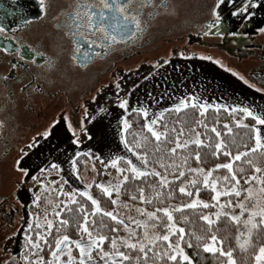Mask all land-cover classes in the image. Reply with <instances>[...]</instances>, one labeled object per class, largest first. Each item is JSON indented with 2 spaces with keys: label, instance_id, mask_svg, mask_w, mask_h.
<instances>
[{
  "label": "rangeland",
  "instance_id": "374dc122",
  "mask_svg": "<svg viewBox=\"0 0 264 264\" xmlns=\"http://www.w3.org/2000/svg\"><path fill=\"white\" fill-rule=\"evenodd\" d=\"M229 3L232 6V24L254 33L251 39L254 48L248 50L242 46L241 50L234 45L232 53L227 48L217 46L216 42L219 43L221 39L199 41L163 35L143 44L139 54L120 60L111 71L96 77L91 98H81L78 126L72 127L64 102L50 109L39 102L41 118L36 121L32 135L23 139L21 147L12 152L9 161L0 170V264H28L30 261L32 264H50L54 257L51 255L47 258L42 252L47 221L53 224L61 208L78 194L84 196L83 192L87 191L96 199L91 190L93 185H103L111 190L114 207L108 211L117 216V221L123 220L127 230L132 232L138 224L153 223L154 218L148 215L149 211L121 195V160L127 164L131 160L145 174L157 173L155 168L144 163L126 140L125 121L128 126L131 124L128 113L140 112L145 125L155 121L152 128L157 132V119L164 112L174 109L173 106L182 99L191 101L192 97L196 98L197 105H223L221 108L229 110L248 107L257 115L264 116V107L259 101L249 98L253 89H258L260 93L256 94L264 97V0H231ZM245 6L247 11H244ZM122 100L127 101V107L120 106ZM140 109L146 110L147 116ZM55 124L58 125L56 142L50 141L52 145L48 142L42 145L41 142L38 150L25 149L26 144L32 141L34 144L39 134L43 135L39 136V140L49 136ZM256 126L260 128L264 142V125ZM45 132L49 134L44 135ZM117 157L120 159L117 160ZM113 160H117V163H111ZM77 161H81V169H78ZM259 169L261 171H256L244 185L240 182L235 185L239 196L232 191L233 187H219L215 180L208 177V186L214 192L213 198L219 204V210L230 216H240L236 235L240 236V240L236 238L235 243L239 247L246 239L248 226L244 221L251 211L264 207V167ZM207 173L204 171V175ZM163 179L167 180L164 176ZM213 182L215 187L211 186ZM117 187L118 192L115 190ZM217 192L222 195L215 199ZM197 200L206 203L201 198ZM191 203L172 204L165 209L173 215L176 210L186 208L184 205ZM241 203L245 210L240 208ZM254 219L259 222L261 217ZM172 224H175L173 217ZM33 227L39 228L35 240L31 238ZM154 229L145 230L147 240H143L142 244L164 235H169L167 241L172 248L180 244L171 228L163 234ZM257 229L253 230L251 243L247 246L252 245ZM75 241L89 243L87 233L77 240L70 238L68 242H62L59 250L54 249L59 264H67L69 249L74 257L72 264H79L80 251ZM95 250L93 248L92 258L87 264H104V260L108 264H113V260L120 264L123 261L122 257L98 256ZM223 264H227V261ZM254 264H257L256 260Z\"/></svg>",
  "mask_w": 264,
  "mask_h": 264
},
{
  "label": "trees",
  "instance_id": "16d2710c",
  "mask_svg": "<svg viewBox=\"0 0 264 264\" xmlns=\"http://www.w3.org/2000/svg\"><path fill=\"white\" fill-rule=\"evenodd\" d=\"M239 109L241 108L232 112L226 108L207 107L202 112L198 106L193 107L190 103L188 108L181 109L179 112L175 109L168 110L156 121L158 132L165 133L159 141L146 127L140 112L128 113L127 118L131 121L125 132L128 144L135 152L146 154L147 163L160 175L147 173L137 177L128 171L130 166L121 160L120 166L124 169L121 173L123 177L125 175L129 177L128 180L122 181L121 195L132 203L140 204L144 210L155 213L152 216L153 223L138 224L131 232L124 224L104 215V212H94L93 204L86 197L78 194L61 208L52 227L47 229L42 248L43 255L50 258L56 248V240L65 235L73 240L79 239L84 233V215L87 213V226L93 236L108 237L101 242L104 252L122 251L131 258L123 260L122 264H189L179 256L176 261L169 260L164 253L171 254L173 248L163 239H153L155 243H150L152 241L150 240L143 244L144 251L140 250L139 245L143 240H147L145 235L147 229L155 228L154 230H158V233H168L171 220L163 209L172 204L187 203L201 198L206 201L208 207L198 203L195 208L178 209L172 215L176 228L184 229L183 239L180 238L181 234L178 231H175L174 237H177L176 241L180 242L181 248L191 258L193 264H223L227 261V257L219 252L212 253L204 250L203 245L211 243L212 235L217 237L218 247H222L224 251L232 250L236 264H254L259 247L264 246V225L256 230L252 245L243 249L237 246L235 243L239 222L233 221L232 216L219 210V204L213 198L212 188L203 182L204 171H211L210 177L219 187L232 188L237 181L244 185L257 168L264 167V149L249 151L255 146L256 133L253 126L256 127V121L253 117L245 116ZM237 121L240 123L238 124ZM196 139L203 143L198 145L189 142ZM221 140L224 142V147L218 150L215 145ZM178 144L186 146L178 147ZM173 148L175 152L171 151ZM239 152H244L246 155L239 160H234L233 157ZM197 153H199V159H197ZM77 163L78 169H81V161ZM227 163H232L231 171L216 167L218 164ZM197 168L203 169V173L192 171ZM180 172L184 175L180 176ZM163 176L167 180L163 179ZM224 177L228 179L225 180ZM192 181L195 183H191ZM181 187H184L186 192H180ZM91 190L104 210L113 209L111 197L99 186L93 185ZM218 212L221 213L219 218L216 216ZM204 216H209L214 223L209 224L202 219ZM61 221H67V224H62ZM38 231V227H33L31 230L33 240L36 239ZM197 237L202 239L198 240ZM113 238L117 240L116 249L112 248ZM128 243H135L137 247L129 248L126 246ZM95 254L103 255L99 249L95 250ZM30 262L28 264H32Z\"/></svg>",
  "mask_w": 264,
  "mask_h": 264
},
{
  "label": "flooded vegetation",
  "instance_id": "af4514ba",
  "mask_svg": "<svg viewBox=\"0 0 264 264\" xmlns=\"http://www.w3.org/2000/svg\"><path fill=\"white\" fill-rule=\"evenodd\" d=\"M43 2L45 7L41 8V0H0V26L4 29L0 31V170L23 139L32 135L41 118L39 102L46 108H57L64 102L72 127L78 126L81 98H91L96 77L111 71L120 60L139 54L143 44L156 37L221 39L217 46L232 53L234 45L241 50L242 46L254 48V33L232 24L231 0H132L133 14H139L143 31L116 44L107 42V49L99 41L92 44L95 36L84 39L75 27L81 23L76 12L83 15L85 11L78 5L99 4L100 0ZM214 6L220 19L213 27ZM51 130L44 140H39L43 135L35 136L34 144H26L25 149L38 150L41 142L52 145L58 125Z\"/></svg>",
  "mask_w": 264,
  "mask_h": 264
},
{
  "label": "snow or ice",
  "instance_id": "6c2138e0",
  "mask_svg": "<svg viewBox=\"0 0 264 264\" xmlns=\"http://www.w3.org/2000/svg\"><path fill=\"white\" fill-rule=\"evenodd\" d=\"M220 3H223V0H219ZM131 4H132V0H125V2H120V0H100L99 4H85V5H78L79 7H83L84 8V14L81 15V13L79 11L76 12V19L80 20L81 23L76 24L75 27L78 30V34L80 36H83L84 39H89L91 36H95V39H92V44H96L97 41H99L101 47L107 49L110 47V44L107 42H111V44H116L118 41L120 40H127L130 37L135 38L137 36V34L141 31H143V24L142 21L140 19L139 14H133L132 8H131ZM41 8H44V2L43 0H41ZM218 6V5H217ZM214 6L212 11L213 14L215 15L216 19L215 21L212 22V26L214 27L216 25V23H219V13L216 11V7ZM96 9H99V11H96ZM105 10H111L112 13H115L114 16H110L108 12H106ZM247 6H245L244 11H247ZM128 24H132L134 27H127ZM80 29H84V31H79ZM3 27L0 26V31H3ZM127 33V35L125 34ZM74 36L77 35V33H72ZM98 34V35H97ZM78 43V41H77ZM36 55H39L38 53H35ZM182 54V53H181ZM219 63V61H217ZM15 67V65H13V68ZM241 79H243V77H241ZM247 83V81H245ZM117 87H119V85L117 84ZM253 87H255V85H253ZM191 103V106L196 107L198 106L201 111H205L207 109V107H209V105L206 104H199L197 105L196 102V98L192 97L191 101L186 100V99H182L180 101V103L174 105V109L179 112L181 109H185L189 107V104ZM120 106L122 108L127 107V101L126 100H122L120 102ZM217 109L224 107L223 105H216L215 106ZM245 116L247 117H253L256 121V124L258 125H264V116L262 115H257L254 111H252L251 109H249L248 107H243L241 109H239ZM140 111L144 112V115L147 116V111L144 109H140ZM232 112L237 111V108H232L231 109ZM155 121H152L151 123L147 124V128L149 129V131L152 133V135L156 138L157 141L160 140L162 135H165V133H159L157 131H155L152 128V124H154ZM237 123L239 124L240 122L237 121ZM128 127V123L127 121H125V128ZM245 127H247V125H245ZM255 146L251 149H249V151L251 152H255L257 149H264V142H262L261 139V135H260V128L255 127ZM213 131H215V129H213ZM229 131H231V129H229ZM217 136H219L220 134L217 132L216 133ZM44 135H48L47 132L44 133ZM145 139H147L145 137ZM189 142H194L196 144H202L203 141L196 139L195 141H189ZM186 145H180L178 144V147H185ZM216 149H221L222 147H224V142L221 140L220 143L215 145ZM131 150V149H130ZM171 151L175 152V148H173ZM228 155H231V153H227ZM79 155V153L77 154ZM137 155H140L141 158L143 159L144 163L147 164V155L143 154V153H137ZM197 155V159H199V153L196 154ZM246 153L244 152H239L236 154L235 157H233L234 160H239L242 156H245ZM120 158L117 157V160H119ZM117 160H113L111 161V163L116 164ZM249 163H251V161H249ZM128 164L131 165V167L128 169V171L132 172L135 174V176L139 177V176H144L145 172L142 171L141 169L137 168V166L135 164L132 163L131 160H128ZM52 167H56V165H53ZM217 168H227L228 170H232V163H227V164H223V165H216ZM22 171H27V169H22ZM121 172L124 171V169H120ZM192 171L195 172H200L203 173V169H192ZM257 172H260L261 169L257 168L256 169ZM155 175H160L159 173H155ZM211 171H209L207 173V175H205L204 177V184L208 185L209 184V179L208 177L211 176ZM184 173L180 172V176H183ZM233 176H235V173H233ZM178 178V177H177ZM33 179H36V177H33ZM129 177L127 175H125L123 177V180H128ZM225 180L228 179V177H224ZM165 183H167V181H165ZM191 183H195V181H192ZM237 184L239 183L238 181L236 182ZM212 187H215V183L213 182V184L211 185ZM88 187H91V185H89ZM101 188H103V191L108 194L109 196L111 195V190L107 187H104L103 185H100ZM117 192L119 191V188L117 187L115 189ZM232 191L236 193L237 196L240 195L239 191L236 190L235 187L232 188ZM180 192H186V189L184 187L180 188ZM249 196L252 195L251 190L249 189L248 192ZM83 195L86 196L93 205H95L94 208V212H102L104 211L103 209H101L100 207V203L98 200L94 199L89 192L85 191L83 192ZM189 195H191V193H189ZM222 195L221 192H217L216 193V197L215 199H218L219 196ZM37 200L39 199V197L36 198ZM141 199H143V196H141ZM203 204L204 207H208V204L204 203L203 201H198V200H194L192 201L191 204L189 205H184V207H193L195 208L197 206V204ZM240 208L242 210L244 209V204L241 203ZM222 207V206H221ZM163 211L165 213L168 214V219L172 220V214L168 209H163ZM58 214V213H57ZM221 213H216L217 218H219ZM227 214V213H225ZM243 214V211L241 213V215ZM104 215L111 217L113 220H117V216H115L112 212L108 211V212H104ZM149 216H154L155 213H149ZM261 217V220L259 222H257L254 218L255 217ZM202 219L206 220L209 224L214 223V221L212 219H210L209 216H204L202 217ZM231 219L233 221L239 222L240 220V216H236L233 215L231 217ZM87 220H88V215L87 213H85L84 215V225H83V232L87 233L88 236V241L89 243L85 244L82 243L81 241H75L74 243L76 244V247L79 249L80 251V258H79V264H87V262L89 260H91L92 258V250L93 248L99 249L100 252L103 254L104 257H122L123 260H129L131 259L129 256H127L124 252L122 251H109V252H104L103 248L101 247V242H103L104 240L108 239V237L104 236V235H96L93 236L92 232L89 231V228L87 226ZM62 224H67V221H61ZM119 223L123 224L124 221L123 220H119ZM139 223V222H137ZM245 225H247V232H246V239H244V241L240 244V247L243 249L245 248L247 245H249L251 243V236H252V232L254 229H257L258 227H260L261 225H264V207L260 208L258 211H251L250 215L248 216L247 220L244 221ZM47 225L48 228L50 229L52 227V222L51 221H47ZM29 227H31V225H29ZM125 227H127V225H125ZM171 228L172 231H178L181 236L180 238L183 239V232L184 229L180 228L177 229L175 224H172L169 226ZM145 235H147V233H145ZM156 239H163L165 241H167L169 239V235H164L162 237H156ZM197 239H202L201 237H197ZM211 243H205L203 245V248L205 251L208 252H212V253H216L219 252L222 256L227 257V264H236L235 259L232 256V250H228V251H224L222 247H217L216 243H217V237L215 235L211 236ZM70 240V238L68 236H63L60 239L56 240V249L59 250L61 247L62 242H68ZM237 240H240V236H237ZM150 243H155V240L150 241ZM222 243V242H221ZM112 244V248L116 249L117 247V240L115 238L112 239L111 241ZM37 247L39 246L38 244L36 245ZM127 247L129 248H136L137 245L135 243H128L126 244ZM171 247V245H170ZM139 248L141 251H144V245L140 244ZM62 254V253H61ZM164 255L168 256L169 260L172 261H176L177 260V256H179L182 260L184 261H188L189 264H193V262L191 261V258L184 252V249L180 247V244L177 243L175 245V247L172 249V253L168 254L167 252L164 253ZM52 256L54 257L53 261L50 262V264H59V257L57 255V251H53L52 252ZM145 256H147V253L145 252ZM25 260L28 259L27 256L24 257ZM74 257L71 256V250L69 249V258L67 261V264H72ZM139 259V258H137ZM255 260L257 262V264H264V246L259 247L258 253L255 255ZM104 264H108L107 260H104ZM113 264H117V262L115 260H113ZM122 264V262H121Z\"/></svg>",
  "mask_w": 264,
  "mask_h": 264
},
{
  "label": "crops",
  "instance_id": "0c3cea01",
  "mask_svg": "<svg viewBox=\"0 0 264 264\" xmlns=\"http://www.w3.org/2000/svg\"><path fill=\"white\" fill-rule=\"evenodd\" d=\"M256 93H260L258 92V89H253L252 92H250V96L249 98H253V100L255 99V101H259V104L264 107V100L261 99H257V98H264L263 96H259ZM257 127V126H256Z\"/></svg>",
  "mask_w": 264,
  "mask_h": 264
}]
</instances>
